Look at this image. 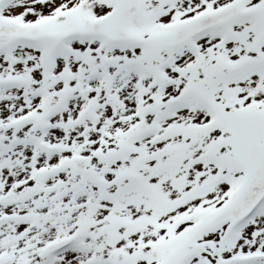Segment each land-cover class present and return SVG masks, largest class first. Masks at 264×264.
<instances>
[{"label":"snow or ice","instance_id":"obj_1","mask_svg":"<svg viewBox=\"0 0 264 264\" xmlns=\"http://www.w3.org/2000/svg\"><path fill=\"white\" fill-rule=\"evenodd\" d=\"M0 264H264V0H0Z\"/></svg>","mask_w":264,"mask_h":264}]
</instances>
